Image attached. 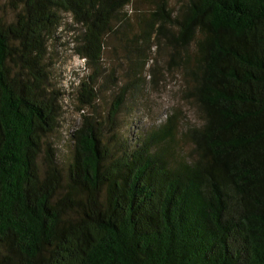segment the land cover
Returning a JSON list of instances; mask_svg holds the SVG:
<instances>
[{"label":"trees","instance_id":"obj_1","mask_svg":"<svg viewBox=\"0 0 264 264\" xmlns=\"http://www.w3.org/2000/svg\"><path fill=\"white\" fill-rule=\"evenodd\" d=\"M170 2L9 0L0 264H264V0ZM63 25L91 72L60 151ZM171 77L196 119L173 104L132 136Z\"/></svg>","mask_w":264,"mask_h":264},{"label":"rangeland","instance_id":"obj_2","mask_svg":"<svg viewBox=\"0 0 264 264\" xmlns=\"http://www.w3.org/2000/svg\"><path fill=\"white\" fill-rule=\"evenodd\" d=\"M174 1L175 0H172V2H170L171 6H173ZM13 12L14 11L9 5V0H0V15L7 16L11 19ZM72 33L73 31L66 25H63L58 30L57 39L60 42H58L59 44L56 46V54L54 55L56 78L67 88V97L65 99L67 110L61 117L63 128L58 129L57 133L55 135L53 134L51 137V141L59 144L60 151L67 150L68 133L70 129L73 130L74 125L81 119V114L76 108V105H78L79 102L74 95L77 93L75 85L91 72L86 60L77 54L75 48H73V41L71 39ZM179 86L180 83L178 77H171L166 85L160 88V90H157V92H153L149 106L151 105L154 110L141 109L140 111L135 112V114H133V126H130L129 124L131 122H128V118L132 119V117L125 114V116L128 117L126 118L128 123H126L125 130L128 128L132 136L136 135L139 127L148 126L155 122L157 118L164 117L169 113V109L173 104L181 105L187 114V118L194 121L196 119L195 112L181 99V95L178 92Z\"/></svg>","mask_w":264,"mask_h":264}]
</instances>
